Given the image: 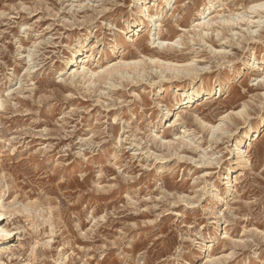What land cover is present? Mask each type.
Returning <instances> with one entry per match:
<instances>
[{
	"label": "rangeland",
	"instance_id": "rangeland-1",
	"mask_svg": "<svg viewBox=\"0 0 264 264\" xmlns=\"http://www.w3.org/2000/svg\"><path fill=\"white\" fill-rule=\"evenodd\" d=\"M257 1L171 0L160 11L164 0H0V202L10 205L0 264H264V11L249 13ZM205 5L204 20L215 22L200 28ZM239 14L261 23L222 21ZM157 38L166 44H150ZM76 49L93 53V70L141 59L140 71L85 82L64 68ZM148 57L194 62L203 68L189 87H219L220 96L176 109L174 89L190 77ZM249 127L258 138L235 160ZM184 130L200 150L177 145ZM226 167L237 177L228 193Z\"/></svg>",
	"mask_w": 264,
	"mask_h": 264
},
{
	"label": "bare ground",
	"instance_id": "bare-ground-1",
	"mask_svg": "<svg viewBox=\"0 0 264 264\" xmlns=\"http://www.w3.org/2000/svg\"><path fill=\"white\" fill-rule=\"evenodd\" d=\"M146 2H147V0H142V2H140V4L141 3L147 4ZM170 2H171V0H164V5L160 6L159 10L162 11L164 9V7H166V6H168L170 4ZM209 8H210L209 5H207V6L205 5V6L202 7V9L199 11V15L202 16L201 17V21H199L195 26H198L200 28H204V27L207 28V27H209V25H211V23L215 22V21H213V19H208V20L205 19L204 20L205 17H203V15L206 14V12H207V10ZM249 10H250L249 13H251V14L256 13L258 10H263L264 11V0L260 1V2L257 1L256 3L252 4L250 6ZM143 13H145V12L142 9L138 10L136 20H134V22H132V23H130L128 25V30L124 34L125 40L132 41L133 37L136 34H138V30H139V28L141 26V23H142V18L141 17L144 15ZM251 14H248L247 16L239 14V15L236 16V18L222 19V21L226 22V23H232V22H234V20H236V21L237 20H245V18H246L248 20V23H252L253 24L254 22H256L257 24H260L261 23L260 22L261 17H258L256 19H254L255 20L254 21L252 19L253 15L251 16ZM156 15H157V10H155V13H153V14L152 13L148 14V20L152 21L154 18H156ZM252 32H253V30H252ZM203 34H205V33H203ZM158 39L159 38H157V40H155L157 42L152 41V42H150V44L156 43L157 46H159V47L161 45H163V44H166L165 42L159 41ZM151 40H154V39L152 38ZM173 43H170V44L167 43V44L171 46ZM78 46H80V48H82L80 43H79ZM110 48H111V51L113 53H116V50L120 51L122 46L115 44V45H111ZM219 51L223 52V53H226V48L224 46H221V49ZM93 59H94V56H93V53L91 51L88 52V51H81V49H76L75 53L73 54V57L65 60L64 68H67L68 70H71L70 73H71L72 77L81 78L85 82L93 83L94 78L98 77L99 75H101L103 79H109L113 74H117V75H121L122 74L121 76H123V74L127 71L128 68L136 69L137 72H139L140 71L139 70L140 69L139 66L142 63L141 59L137 60V61L118 60V61H115V62H109L104 68H99V70H93L89 66H87L89 64V62H91ZM148 60L151 63H154V64L158 63V65L160 64L161 67L164 68L162 70L172 73L171 74L172 76H178L179 74H183L184 76H189L190 77V81L188 83V87L193 82L194 78H196L195 75L197 74V71H200L203 68V67H198L192 61L191 62L189 61L188 63H177V62H168V61L164 62L163 61L164 59H163L162 60L164 62L163 63L161 61V59L159 60V58H155V57L154 58L148 57ZM250 66H252V64L250 63V59H247V61L243 65V69H247ZM163 71L161 73L159 72L160 73V77H164V75H163L164 72ZM143 72H145V70L142 71V74H143ZM262 79H264V75L262 76L261 80ZM174 93H176V94H178L180 96L179 99L175 98L174 106L176 107V109H181V108H186L188 106H193L196 102L209 100L210 97H212L213 95L214 96H220V88L218 87V88L207 89V90L201 89L200 91H197V90H195V89H193L191 87L187 88V86H176V88L174 89ZM0 106H1V104H0ZM244 109H245V107L243 106L241 109L233 111V113L241 115L244 112ZM170 114H171V108L165 107L164 110H163V117H168ZM224 116H227V114L224 115ZM178 117H179V115L177 116V118H174L172 123L177 122ZM201 123L203 125H208V124H205L203 121ZM221 123H222V119H221V121L219 123H217L216 125H211L210 127L214 130V132H215V130L217 131L218 129L223 131L222 128H221ZM186 132L187 131L184 130L183 134L181 136L178 135L176 137V141L179 140L177 145L184 146V147H189V148H195V149L200 150L201 146L198 143L196 144V141H194V140H192V141L191 140H189V141L185 140V133ZM257 138H258L257 130L254 129L253 127H249V130H247L244 133H242L241 135H239L235 139V142L233 144V155H234L235 160L243 161L244 157H245L244 153H245L246 149L248 147H250L252 142L255 139H257ZM159 140L161 142V145H163V146L166 145L168 147L171 146L173 143H175V141L172 142L169 139L168 140H162L160 138ZM203 149H202V152H204ZM201 156H202V154H201ZM209 156L210 157H206V154H204L201 157V158H204V159L206 157L205 160L203 159V161H204V163L202 162L203 164H211L212 163L213 159L211 160V155H209ZM225 169H226L225 170L226 171V173H225L226 175L224 177L225 178V193H228V192L231 191L232 181H236L237 177L235 176L233 178V180H232V176H230V174L232 173L231 172V168L230 167H226ZM213 197L216 198L217 201L223 200V198L217 193H214ZM8 206L10 207V205H8ZM8 206H5L4 204H2V202H0V216L5 212V208H7ZM1 232L3 233L4 231L0 230V233ZM6 232H8V231H6ZM6 232H4V235H7ZM223 233H226V230H224ZM210 246H211L210 242H204L202 245H200V248H204L205 247V248L208 249ZM210 261H213V259H210Z\"/></svg>",
	"mask_w": 264,
	"mask_h": 264
}]
</instances>
